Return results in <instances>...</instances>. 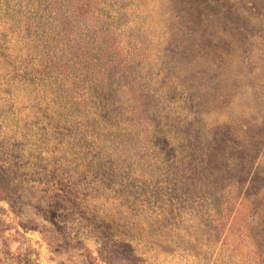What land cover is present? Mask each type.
Listing matches in <instances>:
<instances>
[{
    "label": "rangeland",
    "instance_id": "1",
    "mask_svg": "<svg viewBox=\"0 0 264 264\" xmlns=\"http://www.w3.org/2000/svg\"><path fill=\"white\" fill-rule=\"evenodd\" d=\"M0 264H264V0H0Z\"/></svg>",
    "mask_w": 264,
    "mask_h": 264
}]
</instances>
